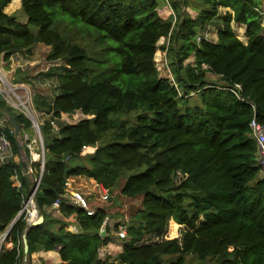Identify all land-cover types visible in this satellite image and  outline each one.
<instances>
[{
  "label": "trees",
  "instance_id": "1",
  "mask_svg": "<svg viewBox=\"0 0 264 264\" xmlns=\"http://www.w3.org/2000/svg\"><path fill=\"white\" fill-rule=\"evenodd\" d=\"M11 1L0 0V58L9 63L16 52L43 43L50 47L47 60L64 66L57 75L59 93L33 97L35 109L52 117L40 126L44 170L32 162L31 178L21 160L0 164V233L12 225L5 240L12 247L3 244L0 264L23 263L25 233L29 259L57 250L62 264H187L190 254L214 257L217 264H264V175L250 129L255 116L264 124V25L258 2L164 0L174 11L164 19L162 0H22L24 23L5 12ZM188 7L198 15L193 18ZM222 8L227 11L217 40H198ZM233 22L246 27V41ZM79 31L93 44L78 37ZM162 37L168 39L162 48L174 81L157 69ZM3 111L15 117L21 132L32 126L0 94L2 117ZM77 111L90 117L54 130L53 119ZM133 112L135 122L123 118ZM6 122L17 157L20 142ZM22 148L30 162V149ZM179 172L185 175L180 183ZM80 176L110 192L143 195V208L123 223L128 239L113 259L100 256L102 246L114 242L106 208L89 214L67 192L68 180ZM39 177L34 200L44 221L31 225L22 210ZM58 200L59 216L48 212ZM69 218L79 232L67 229ZM170 219V236H177L179 224L186 229L181 242L142 243L161 238Z\"/></svg>",
  "mask_w": 264,
  "mask_h": 264
},
{
  "label": "rangeland",
  "instance_id": "2",
  "mask_svg": "<svg viewBox=\"0 0 264 264\" xmlns=\"http://www.w3.org/2000/svg\"><path fill=\"white\" fill-rule=\"evenodd\" d=\"M256 1L258 2V5L260 6L261 10H264V0H256ZM163 2H164V0H162L161 4ZM191 2L192 1L190 0V4H191ZM192 4H195V3L193 2ZM162 7L159 9L161 16H166L165 12H170V14H174V11L171 10L172 8L170 9L168 5L165 8H162ZM57 9L61 10L62 8L60 6H58ZM186 11L193 18L198 15V11L193 10L192 7L186 8ZM225 12L226 11H224V9H220L219 15L211 23L209 30L205 32L206 37H208L212 40H215V41L217 40L218 29L222 26V15H224ZM12 13H15L21 21L25 20L27 18V16L21 11V9H19V10L16 9ZM263 19H264V14H263ZM232 24H233V27L236 30V33L239 36V38H241V40H243V41H246L247 40L246 29L245 28L242 29V26H240L236 22H233ZM263 25H264V20H263ZM33 30L35 32L37 31L36 28H34ZM205 34H203V35H205ZM77 35H78V37H80V36L83 37L85 39L86 43L93 44V42L90 41L93 38L90 39V36H88L86 32L84 33V32L79 31L77 33ZM157 44L159 46V49L157 50V52L155 54L157 69L160 71L161 76L170 78L171 80H174V76L172 74V71L169 68V58L167 56V51L162 48V46L164 44H168V39H165L164 37H162L158 41ZM41 46H44V45L42 44ZM41 50H42V48H40L37 52L38 53V56H37L38 62H33L32 64L27 63L28 65L26 64L27 65L26 68L33 67L34 68L33 71H35V72L34 73L32 72L33 73L32 74L29 69H26L24 67L25 68L24 72H27L28 74L23 73V75H22L23 78H19V79L20 80L23 79V81L25 82V85L30 90L31 95L33 94V96H34V94H41V95H46L48 97L53 98L56 95V93H58V91H59L58 82H57V75L63 71L64 64L61 61H57V62L48 61L46 56L44 55V52H41ZM47 67L51 68L50 70L52 72V77L46 76L47 77L46 78L45 76H43L44 72L47 73L48 72L47 70H49ZM52 68H55V69H52ZM8 76H9V81L11 83L19 85V89H17V93L18 94H24L25 90L23 88H20L21 83H19L18 80L14 79L11 75H8ZM22 76H20V77H22ZM207 79L210 81H214V82L219 81V79L212 74H207ZM25 99H26V97H25ZM15 102L17 103L18 100L15 99ZM27 102L30 103L29 101H27ZM8 104L11 106L10 103H8ZM31 107L33 108L32 116H29L28 114L26 116L31 120L32 126L30 127V129L22 130L23 132H21V135L18 137L20 144H26L31 151V160L29 162L30 163V173L28 174L30 177L33 174V169L31 170L32 162H36V161L40 162L42 160V158L45 156L44 137H43L40 126H42L44 122H47L46 120L52 119V117H50V116H48L42 112L37 111V109H35V107H34V104L31 105ZM15 109H17V108H15ZM17 110H20V109H17ZM136 116H137V113L133 112V113L124 115L123 118L127 119L130 123H133V122H135ZM89 117H90L89 115H85L81 111H77L74 114L62 115V118L60 120L53 119V122H51V124H52V127L54 128V130H57L58 126L61 124H66L69 122H75V121H79L80 119L89 118ZM0 124L4 128L7 126V122H6L5 117L0 116ZM36 125H39V126L36 127ZM87 152H88V150H84L83 153L86 154ZM35 155H38V157H35ZM17 158H18V160L28 161L24 148L21 149V153H20V155L17 156ZM184 178H185V175L183 173L179 172V174L177 176V182L180 183ZM36 181L37 180L35 178V182ZM79 183H81V182H79ZM96 184L97 183H95V182L93 184L84 183L82 185L85 188V190H83V191L77 190V191H80V193L85 197L89 206L95 208L97 205H99V207L106 208V210L108 212V218L106 221L108 222L109 232L112 236V239L114 241H116L117 244H119V247H118V249L116 247H114V249H112V248L109 249L108 245H104V246H102L100 253H101L102 258H108L109 257L110 259H113L119 254L120 251L123 250L122 245L125 242V240L128 239V234L125 238H121L119 236L118 232L120 231V227L125 226L127 229L128 225H123V223L128 224V222L131 220V218H133L135 216V214L143 208V195L141 194V195H136V196H132V197L131 196H125V195L121 194L119 188H117V190H114L113 192L109 191L110 197L106 201H103V200H100V198H99L98 188L96 187ZM100 187L103 188L102 185ZM106 190H108V189H106ZM85 193H86V195H85ZM71 202H72V199H71ZM26 203H27V201H26ZM56 210H57V208H52L51 213L55 212ZM39 215H40V213L38 214V216ZM172 220L173 219L169 220L167 230L161 238H157L156 236H151L149 239L145 240L142 243H149L151 241H156V240H161V239H174V238H177L181 242L184 235H185L186 229L183 225L179 224V227L177 229V236H175V237L170 236L169 235V229H170V224H171ZM117 226H118V228H117ZM67 228L69 229V227H67ZM127 232H128V230H127ZM1 243H2V241H0V244ZM5 245L7 247H10L11 243L6 242ZM186 258H187V264H217L216 259L214 257H209L205 260H202L198 256L190 254ZM35 262H36L35 264H45L44 262H39V261H35ZM22 264H33L32 256L29 259L28 255L25 254ZM116 264H119V262H117Z\"/></svg>",
  "mask_w": 264,
  "mask_h": 264
},
{
  "label": "built area",
  "instance_id": "3",
  "mask_svg": "<svg viewBox=\"0 0 264 264\" xmlns=\"http://www.w3.org/2000/svg\"><path fill=\"white\" fill-rule=\"evenodd\" d=\"M261 14H264V10H261ZM264 20V19H263ZM202 37H206V34L204 36H200L198 38V40H200V38ZM5 61L0 58V94L2 95V97L11 104L12 107L20 109L19 111L24 113L25 115H29L32 116V111L33 108L31 107V105H33V94L31 95L30 90L27 88V86L25 85V83H21L20 88H23L25 90L24 94H18L17 93V89H19V85L17 84H13L9 81V76L7 75V72L5 70ZM174 81V80H173ZM237 89H240L241 86L240 85H236ZM233 90L236 95L240 98V94L235 90V89H231ZM18 100V102H15V99ZM26 97V99H25ZM27 101H29L30 103H28ZM31 104V105H30ZM252 108L255 110L256 106L254 104H251ZM4 127L1 126L0 124V164H4L9 162L10 159L15 158L13 156V149H12V143L8 137V135L6 134V132L4 131ZM250 129H251V135L254 137V139L256 140L257 143V163L260 166V168L262 169V173L264 175V124L259 122L256 118V116L251 120L250 122ZM41 163V168L42 170H44V166H45V156L42 158V160L40 161ZM40 177L37 179L36 181V185L33 188V191L30 195V197L27 200V203L25 204L23 211L26 210L27 214H28V221H31V216H32V212H31V207L33 206L32 204V199H34L35 196V190H37L39 182H40ZM95 183H97L95 181ZM101 184L97 183L96 187L98 188V194H99V198L100 200L106 201L109 197H110V193L109 190H106L105 187L101 188L100 187ZM71 199H72V203L84 207L89 214H93L94 213V208H92L91 206L88 205L87 200L85 199V197L80 193V191H73L72 194H70ZM35 201V200H34ZM60 206V201L58 200L57 202H55L53 208H58ZM37 207V206H36ZM34 209H36L38 212L39 210L37 208H35V206H33ZM38 216V214H37ZM36 216V217H37ZM107 222V221H106ZM30 223V222H29ZM8 231L6 230L3 233H0V241H2V243L0 244V251L1 248L6 240V237L8 235ZM119 236L121 238H125L127 236V229L125 226H121L120 227V231L118 232Z\"/></svg>",
  "mask_w": 264,
  "mask_h": 264
},
{
  "label": "crops",
  "instance_id": "4",
  "mask_svg": "<svg viewBox=\"0 0 264 264\" xmlns=\"http://www.w3.org/2000/svg\"><path fill=\"white\" fill-rule=\"evenodd\" d=\"M167 5L168 4L164 3L163 5H161V7L163 6L162 8H165ZM21 6H22V0H12L11 3H9V5L5 8V12L8 14H13L12 12H14V10H16V9H18V10L21 9ZM168 6L171 9V6L170 5H168ZM222 9H224V11H227L226 8H222ZM171 10H173V9H171ZM165 14H166V16H162L164 19H167L170 16H174V14H170V12H165ZM27 20H28V18H26L25 20H22V22L26 23ZM240 26H242V29H244V28L246 29V27L244 25H240ZM42 44L43 43H37L29 49H25V50H22V51H19V52H16L15 54H13L10 62L9 63L5 62V68H6L5 70L7 72V75H11L14 79L18 80L19 83H25L23 80H20L19 78H23V76H22L23 73L28 74L27 72H24L25 68L28 65L27 63L32 64L33 62H38V60H37L38 53L37 52L40 48H42L41 52H44L45 56H47V54L50 51L49 46H47L45 44H43L44 46H41ZM47 68L49 70H47L48 71L47 73L44 72L43 76L52 77V72L50 70L51 68L50 67H47ZM26 69H29L31 73L35 72V71H33V69H34L33 67L26 68ZM52 69H55V68H52ZM20 76H22V77H20ZM58 93H56V95ZM66 114L67 113H63L62 115H66ZM69 123H74V122H69ZM14 159H15V161H18L17 157H15ZM31 170H32V168H31ZM15 182L17 184H19L18 180H15ZM79 182H81V183H79ZM94 182H95L94 179H91L88 177H83V176L71 178L67 183V192H68V194H72V192L75 191V189L83 191V190H85V188L83 187L82 184H84V183L93 184ZM85 195H86V193H85ZM97 207H99V205H97L95 208H97ZM48 212H51V209H49ZM53 214H55L57 216L60 215L58 210L53 212ZM67 220L70 221V224L68 225L69 229L68 228L67 229L70 231L76 232V233L79 232V228H78V225L76 223V220L74 218H69ZM108 246H109V249H111V248L114 249V247H116L118 249L119 244H117L116 241H114V242L109 243ZM10 247H12V244ZM31 256H32L33 264L36 263L35 261L44 262L45 264H61L62 263L61 256L57 250H49V251L42 250V251L33 253ZM100 256H101V253H100Z\"/></svg>",
  "mask_w": 264,
  "mask_h": 264
},
{
  "label": "water",
  "instance_id": "5",
  "mask_svg": "<svg viewBox=\"0 0 264 264\" xmlns=\"http://www.w3.org/2000/svg\"><path fill=\"white\" fill-rule=\"evenodd\" d=\"M2 115L5 118L8 119L9 123L11 124V126H12V128L14 130L15 135L17 137H19L21 135V126H20L19 122L15 119L14 116L9 115L5 111L2 112ZM38 126L39 125H36V127H38ZM20 149H22V144H20ZM21 166H22V168H23V170H24V172L26 174L30 173V163H29V161L21 160ZM32 204H33V206H35V208H37L36 207V202L34 201V199H32ZM43 221H44V216L40 214L39 216H37L36 218L32 219L29 222H30L31 225H38V224H41ZM11 227H12V225L7 229L8 232L10 231ZM104 233H105V230L102 229V234H104ZM23 244H24V252L27 255L28 252H29V244H28L26 233L23 235Z\"/></svg>",
  "mask_w": 264,
  "mask_h": 264
},
{
  "label": "bare ground",
  "instance_id": "6",
  "mask_svg": "<svg viewBox=\"0 0 264 264\" xmlns=\"http://www.w3.org/2000/svg\"><path fill=\"white\" fill-rule=\"evenodd\" d=\"M35 157H38V155H35ZM31 212H32V216H31V219H34L36 218L37 214H39V212L33 208V206L31 207Z\"/></svg>",
  "mask_w": 264,
  "mask_h": 264
}]
</instances>
